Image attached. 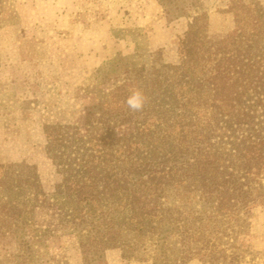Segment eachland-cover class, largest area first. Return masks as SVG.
Instances as JSON below:
<instances>
[{
	"label": "rangeland",
	"instance_id": "rangeland-1",
	"mask_svg": "<svg viewBox=\"0 0 264 264\" xmlns=\"http://www.w3.org/2000/svg\"><path fill=\"white\" fill-rule=\"evenodd\" d=\"M224 43L222 62L205 51ZM261 54L264 0H0V264H109L110 250L122 264H152L132 222L150 219L163 186H185L182 160L207 177L245 165L260 195L241 216L250 255L240 264H264ZM117 57L168 67L155 77L177 86L172 123L146 115L139 126L152 90L130 108L132 76L105 68ZM65 171L76 177L67 184ZM58 187L72 197L56 199Z\"/></svg>",
	"mask_w": 264,
	"mask_h": 264
},
{
	"label": "trees",
	"instance_id": "trees-1",
	"mask_svg": "<svg viewBox=\"0 0 264 264\" xmlns=\"http://www.w3.org/2000/svg\"><path fill=\"white\" fill-rule=\"evenodd\" d=\"M225 47L226 44L224 43L223 46H216L214 49L209 46L205 51L209 55H217L219 53V59L222 62L226 60ZM261 55L264 57V54ZM183 56L185 58L187 54ZM123 60V58L117 57L105 68H109V66L110 68L113 67L114 70H122L123 68L124 72L130 74L132 78L129 82L132 84V93H147L148 90H152L150 91L152 97L141 94L151 98L150 102L147 103L150 106V109L147 108L149 112L144 114L139 126L148 119L145 118L146 115L155 116L162 123L168 124L170 121L172 123L176 117V107L179 105L175 94L177 86L173 82H167L165 78L155 77L157 74H162V69L166 70L168 67L156 63L154 66L152 63L149 68H146L144 65H137L136 60L132 62H126V58L125 61ZM237 62H240L239 56ZM175 69L177 68H173V70ZM236 69L234 73L240 72L241 67L236 66ZM154 82L158 84L157 88L154 89L155 91L151 88ZM262 91L263 93L260 95L262 99L259 103L264 109V85H262ZM102 104L97 108V114L100 118L105 115L109 116L107 112L103 111ZM60 136L65 141H69L71 137L70 134L65 132H62ZM78 142L87 143L85 140ZM47 149L48 154L53 158L50 152L51 146H48ZM77 151H80L79 148ZM78 156L83 157L84 155L78 152L77 156L72 159L67 156L65 161L72 164ZM179 159L170 156L172 161ZM187 162L182 160L186 168L179 170L185 186L182 188H177L174 184H166L167 187L163 186L156 193V200L152 204L150 219L146 222H132V234L135 235L137 233L136 237L144 239L146 243L152 246L151 255H147L144 259H150L152 264H185L187 260L194 258H197L201 264H240L246 256L250 255L249 249L238 238V231L242 230V223L245 222L241 216L248 213L251 206L258 202L260 195L258 194L260 190L259 184H255L256 187L248 184L249 180L251 181V174L244 168V164L237 165L238 169L230 166L226 170H217L215 174L207 177L199 173L195 168V164L188 166ZM77 173L78 180L76 181L77 183H82L83 175H81V172ZM11 174V170L6 172V176ZM62 174L65 184L76 178L66 171ZM150 175H144L145 179H148ZM79 192L75 195L77 196ZM58 193H62L59 187ZM62 194L60 196L54 195V197L56 199H69L72 197L71 194L65 193L63 194L64 196ZM254 194L257 196H254ZM178 196L185 197L189 203H187L188 205H190L191 201L198 198L207 206L203 211H197L194 207L177 203L176 199ZM85 198V196H81L78 197V200L84 201ZM162 201L164 203L166 201V204H163ZM22 205L25 206V203H22ZM22 212H25V210L23 209ZM218 214H225V217L233 219L229 228L228 226L223 229L219 228L220 221L218 222L216 219ZM140 251H142L140 253L145 252L146 247L144 246ZM136 258L137 255H132V259Z\"/></svg>",
	"mask_w": 264,
	"mask_h": 264
},
{
	"label": "clouds",
	"instance_id": "clouds-1",
	"mask_svg": "<svg viewBox=\"0 0 264 264\" xmlns=\"http://www.w3.org/2000/svg\"><path fill=\"white\" fill-rule=\"evenodd\" d=\"M126 103L130 108L138 109L143 104V97L139 92H135L130 97H128Z\"/></svg>",
	"mask_w": 264,
	"mask_h": 264
},
{
	"label": "crops",
	"instance_id": "crops-1",
	"mask_svg": "<svg viewBox=\"0 0 264 264\" xmlns=\"http://www.w3.org/2000/svg\"><path fill=\"white\" fill-rule=\"evenodd\" d=\"M105 258L107 261H109V264H122V258L119 251L116 250L107 251L105 254Z\"/></svg>",
	"mask_w": 264,
	"mask_h": 264
}]
</instances>
